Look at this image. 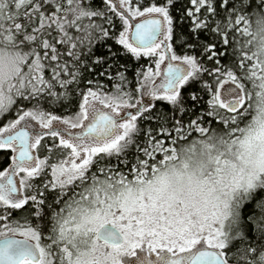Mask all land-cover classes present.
I'll list each match as a JSON object with an SVG mask.
<instances>
[{
  "label": "snow or ice",
  "instance_id": "6c2138e0",
  "mask_svg": "<svg viewBox=\"0 0 264 264\" xmlns=\"http://www.w3.org/2000/svg\"><path fill=\"white\" fill-rule=\"evenodd\" d=\"M0 125V264H264V0H0Z\"/></svg>",
  "mask_w": 264,
  "mask_h": 264
},
{
  "label": "trees",
  "instance_id": "16d2710c",
  "mask_svg": "<svg viewBox=\"0 0 264 264\" xmlns=\"http://www.w3.org/2000/svg\"><path fill=\"white\" fill-rule=\"evenodd\" d=\"M177 7H179V5H177ZM108 43L113 44L112 41H109ZM113 46L115 48L120 47V46H115L114 44H113ZM120 62L128 65L129 72L127 73V75L129 76V78H132L133 73H134L136 68L140 67L141 65H144L145 67L148 65V59L147 58H142L139 61H137L136 58L132 57L131 55H129L127 57H122ZM133 87H135V84H133ZM0 126H2V125H0ZM2 159H3V153H0V160H2Z\"/></svg>",
  "mask_w": 264,
  "mask_h": 264
},
{
  "label": "rangeland",
  "instance_id": "374dc122",
  "mask_svg": "<svg viewBox=\"0 0 264 264\" xmlns=\"http://www.w3.org/2000/svg\"><path fill=\"white\" fill-rule=\"evenodd\" d=\"M57 126H60V125H57Z\"/></svg>",
  "mask_w": 264,
  "mask_h": 264
}]
</instances>
